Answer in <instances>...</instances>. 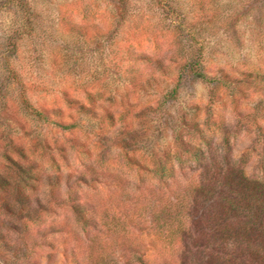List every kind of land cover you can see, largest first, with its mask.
Wrapping results in <instances>:
<instances>
[{
  "label": "clouds",
  "instance_id": "9594fccd",
  "mask_svg": "<svg viewBox=\"0 0 264 264\" xmlns=\"http://www.w3.org/2000/svg\"><path fill=\"white\" fill-rule=\"evenodd\" d=\"M53 50L67 57L60 71L51 65ZM130 57L139 91L125 69ZM242 73L264 75V0H0V104H20L23 91L33 108L49 101L46 122L77 125L64 139L40 137L52 144L48 152L25 144L35 179L24 189L26 208L0 211V264H93L96 246L106 264H129L133 253L122 239L134 248L149 235L109 234L117 207L147 206L140 221L151 232L154 207L175 212L218 176L264 185V134L252 123L254 106L234 105L228 89L213 83ZM179 88L188 90L186 101ZM69 102L90 114L70 110ZM105 110L114 123H102ZM191 112L202 139L183 130ZM165 121L171 143L155 132ZM0 134L13 141L23 135L2 115ZM178 219L195 232L186 211ZM195 240L186 239V264L212 252L214 242Z\"/></svg>",
  "mask_w": 264,
  "mask_h": 264
},
{
  "label": "rangeland",
  "instance_id": "374dc122",
  "mask_svg": "<svg viewBox=\"0 0 264 264\" xmlns=\"http://www.w3.org/2000/svg\"><path fill=\"white\" fill-rule=\"evenodd\" d=\"M195 39V37H193ZM67 57L60 54L59 51L53 50L51 54L52 67L60 71L61 65L66 61ZM135 63V57H130L128 63L125 65L126 71L130 70L133 76L131 87L135 91H139V88L135 85L136 67H131ZM138 67L144 68L148 71V67L144 65H138ZM195 68V66H193ZM15 74V73H14ZM255 75V80H253ZM242 78L233 77L229 78L225 76L220 81H213L218 83L224 88L228 89L227 97L236 106L253 107L255 114L252 116V123L256 125L257 131L264 134V125L260 124V121L264 120V75L259 73L241 74ZM127 82V81H125ZM189 87H192L191 85ZM195 88L204 90L205 85L202 83H196ZM35 91L39 92L41 89L37 85H33ZM180 100L186 101L188 98V90L186 88H179ZM251 92L253 99L250 100L249 93ZM64 98L67 99V93H64ZM169 95L175 97L176 93L172 92ZM87 103L95 105L96 97L92 92L86 94ZM54 103V102H53ZM69 109H76L78 113L90 114L91 110L84 104H72L69 102ZM2 109V115L6 120L12 119L17 123L20 132L23 133L16 141H13L6 136L0 134V211L12 212L17 210L15 214H19L20 210H23L28 205V198L25 196L24 189L31 185V182L35 179L33 172L35 171L33 164L29 161V156L25 151V144H31V150L33 152H48L52 148V144L47 142V139H41L40 137L52 139H64L65 133H71L72 129L77 125L73 122L70 125H65L60 122L61 126L52 125L44 120L36 119L26 110L21 107V104H16L9 107L8 103L0 104ZM36 110L45 111L49 114L50 103L47 100L37 101ZM175 111V109H172ZM198 111V110H197ZM125 115L121 116L124 119ZM68 119H72L69 115ZM61 119V117H57ZM196 112H191L185 115L183 120V130L187 131L193 138L202 136L200 134L199 126L196 124ZM45 122V123H39ZM114 123L113 115L110 111L105 110L102 123ZM65 126H68L66 128ZM165 130L161 131L160 127H156L155 132L158 134L157 139L161 137L165 138L164 142L171 143L173 137V130L167 126V121L164 122ZM39 129L40 136L34 137L33 132L35 129ZM182 134V133H180ZM179 135V134H177ZM75 140L69 136L66 144L75 145ZM88 198L86 194V199ZM124 204V202H121ZM155 208V207H154ZM153 211L154 212V209ZM119 216H113L112 226L109 227V234L119 235V231H131L134 235L143 234L148 232L149 238L146 242L140 241L136 247H131L127 240L122 239L123 246L128 248L133 253V258L129 261V264H164L166 260H170L169 264H178L176 261L178 252V243L170 249L165 245L159 234L152 228L149 232L146 225L140 221V217L143 213L148 212L147 206L141 202H127L124 206L117 207L116 209ZM102 219H106V213L101 211ZM150 218H152L150 216ZM152 220V219H151ZM191 236L198 237V234L192 233ZM92 248V255L94 257L93 264H106L103 256H96L97 248Z\"/></svg>",
  "mask_w": 264,
  "mask_h": 264
},
{
  "label": "trees",
  "instance_id": "16d2710c",
  "mask_svg": "<svg viewBox=\"0 0 264 264\" xmlns=\"http://www.w3.org/2000/svg\"><path fill=\"white\" fill-rule=\"evenodd\" d=\"M10 78L16 74L10 73ZM21 107L36 119L48 121L49 114L36 110L23 99ZM57 126H61L56 123ZM68 128V126H65ZM198 155V153H195ZM158 170L163 172V169ZM155 209V208H154ZM186 211L192 217L195 232H186L179 216ZM153 229L170 249L178 243L176 261L186 264L189 255L186 239L198 234L195 243L204 238L214 242L208 259L198 257L195 264H264V185L249 183L235 174L218 176L208 186L194 190L190 204H181L173 212L165 206L151 214ZM207 229V231H205ZM230 250L225 255L224 247ZM171 263L166 260L164 264Z\"/></svg>",
  "mask_w": 264,
  "mask_h": 264
}]
</instances>
